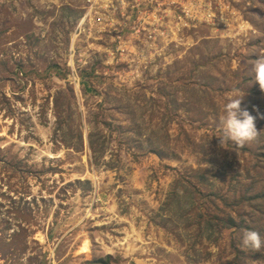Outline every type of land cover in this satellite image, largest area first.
<instances>
[{
    "label": "rangeland",
    "instance_id": "374dc122",
    "mask_svg": "<svg viewBox=\"0 0 264 264\" xmlns=\"http://www.w3.org/2000/svg\"><path fill=\"white\" fill-rule=\"evenodd\" d=\"M86 11L0 0V264H264V0H184L152 44ZM233 89L258 135L221 148Z\"/></svg>",
    "mask_w": 264,
    "mask_h": 264
},
{
    "label": "built area",
    "instance_id": "2783aa9c",
    "mask_svg": "<svg viewBox=\"0 0 264 264\" xmlns=\"http://www.w3.org/2000/svg\"><path fill=\"white\" fill-rule=\"evenodd\" d=\"M87 11L84 18L88 17L90 9L93 12L102 13L104 17H114L112 29L116 33L128 31L131 35H147L148 41L152 44L155 40L154 34H159L160 39L167 32L165 19L175 16L178 23L175 31L182 28L181 18L184 14V0H83ZM102 17L101 15H98ZM125 18V19H123ZM122 21V25L117 22ZM129 25L128 27H125ZM176 35V34H175ZM119 44L116 51L124 52ZM130 62H133L130 60Z\"/></svg>",
    "mask_w": 264,
    "mask_h": 264
},
{
    "label": "clouds",
    "instance_id": "9594fccd",
    "mask_svg": "<svg viewBox=\"0 0 264 264\" xmlns=\"http://www.w3.org/2000/svg\"><path fill=\"white\" fill-rule=\"evenodd\" d=\"M254 82L264 92V57H258L253 62ZM228 99L223 103L222 115L218 116L216 128L219 135L216 137L219 147L231 143L233 146H242L253 141L258 133L254 125V119H264L258 115L254 118L248 110L241 108L244 92L241 89H233ZM222 148V147H221ZM241 245L258 251L262 240L259 234L252 230H244Z\"/></svg>",
    "mask_w": 264,
    "mask_h": 264
},
{
    "label": "trees",
    "instance_id": "16d2710c",
    "mask_svg": "<svg viewBox=\"0 0 264 264\" xmlns=\"http://www.w3.org/2000/svg\"><path fill=\"white\" fill-rule=\"evenodd\" d=\"M93 137L94 135H88L87 137V143H88V147L89 149L93 150L94 152V140H93ZM245 201H254V200H264V192H261V193H257L255 195H252L250 197H244ZM219 223L221 224V229H240V228H243L245 229L246 227H243V225H241L240 223L238 224L237 221L231 217V216H228L224 219H219ZM106 260H110V256H107L106 257ZM94 263H97V264H102L103 261L102 260H96L94 261Z\"/></svg>",
    "mask_w": 264,
    "mask_h": 264
}]
</instances>
